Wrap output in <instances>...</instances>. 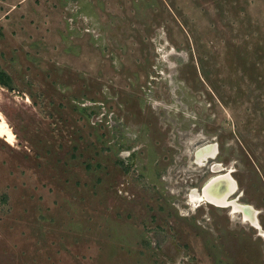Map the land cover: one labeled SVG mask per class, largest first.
Listing matches in <instances>:
<instances>
[{
  "label": "rangeland",
  "instance_id": "1",
  "mask_svg": "<svg viewBox=\"0 0 264 264\" xmlns=\"http://www.w3.org/2000/svg\"><path fill=\"white\" fill-rule=\"evenodd\" d=\"M0 72V264H264L192 198L221 163L264 227V0H0Z\"/></svg>",
  "mask_w": 264,
  "mask_h": 264
},
{
  "label": "bare ground",
  "instance_id": "2",
  "mask_svg": "<svg viewBox=\"0 0 264 264\" xmlns=\"http://www.w3.org/2000/svg\"><path fill=\"white\" fill-rule=\"evenodd\" d=\"M0 136H5L7 140L12 143L16 138L15 132L1 110ZM218 154L219 147L216 143H205L196 150L195 163L202 166L207 165L212 159H215ZM211 168L212 172H215V174L206 181L203 190L198 188L194 189L192 194L193 200L197 203L200 202V204L208 202L220 207H230L232 214H242V219L256 227L259 230V235L264 236V227L259 221V217L257 216L258 210L255 206L250 203H243L239 198L232 197V194L239 189V183L232 174L233 169H224L221 163H213ZM222 169L225 171L222 172Z\"/></svg>",
  "mask_w": 264,
  "mask_h": 264
},
{
  "label": "trees",
  "instance_id": "3",
  "mask_svg": "<svg viewBox=\"0 0 264 264\" xmlns=\"http://www.w3.org/2000/svg\"><path fill=\"white\" fill-rule=\"evenodd\" d=\"M0 83L3 86L13 88L12 85H10V83L7 81L5 74L3 72H0Z\"/></svg>",
  "mask_w": 264,
  "mask_h": 264
},
{
  "label": "water",
  "instance_id": "4",
  "mask_svg": "<svg viewBox=\"0 0 264 264\" xmlns=\"http://www.w3.org/2000/svg\"><path fill=\"white\" fill-rule=\"evenodd\" d=\"M204 187V186H203ZM202 190H203V188H202Z\"/></svg>",
  "mask_w": 264,
  "mask_h": 264
}]
</instances>
